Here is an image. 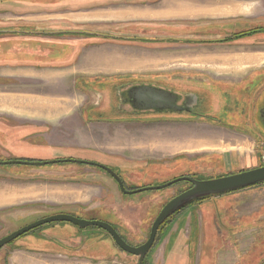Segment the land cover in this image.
Wrapping results in <instances>:
<instances>
[{"label":"rangeland","instance_id":"rangeland-1","mask_svg":"<svg viewBox=\"0 0 264 264\" xmlns=\"http://www.w3.org/2000/svg\"><path fill=\"white\" fill-rule=\"evenodd\" d=\"M124 28L112 29L110 25H105L96 30L84 29L82 33L67 34V39H82L83 48L77 52L72 50L70 55L69 49H64L69 45L54 47L49 49L50 56L44 60L63 64L67 60L60 58L68 55L74 59L83 55L90 46L110 51V55L124 60L119 64L114 62L116 65L112 63L111 71L99 68L93 70V76L79 78L83 81L80 89H77L83 94L88 107L85 109L86 121L81 137L90 141L93 147L70 145V137L62 139L64 143L60 142L59 145L44 144L42 136L27 138L19 133L14 135L0 124V162L68 158L108 163L119 174L127 189L160 186L180 177L207 181L264 165V142L256 143L243 134L240 136V133L221 126L196 123L173 128H146L138 124H112L110 103L115 92L109 84L102 83H109L115 78L134 79L139 74L155 73L205 74L212 77L213 73L229 71L232 63L235 65L236 61H240L186 59L200 53L201 57L203 51L208 49L217 50L218 45L209 44L227 37V34L223 36L224 33L211 37L202 31L165 34L167 32H140L139 26ZM261 36H264V31L244 39L238 37L237 40L242 39L238 43L242 46L238 47H251L249 43H255L253 39ZM231 37H227V40ZM248 38L250 41L246 42ZM93 79L100 84L94 86ZM260 81L255 82L256 85ZM41 132L47 133L48 130L41 129ZM69 136H74V133ZM107 143H110L109 161L107 154L101 153V156L99 153L100 150L107 151L104 149ZM190 187L189 183L181 182L162 191L126 196L109 175L90 166H0V239L36 220L65 213L106 222L117 230L126 244L139 246L147 240L150 227L162 207L176 194ZM227 194L188 205L171 217L157 232L154 246L144 263L263 264L264 183ZM56 225L73 226L53 223L47 227ZM85 229L99 234L97 239L107 237L115 254H111L105 264H137V258L113 246L106 233L95 227ZM41 230L32 231L4 248H10ZM102 261L100 258L99 262Z\"/></svg>","mask_w":264,"mask_h":264},{"label":"crops","instance_id":"crops-1","mask_svg":"<svg viewBox=\"0 0 264 264\" xmlns=\"http://www.w3.org/2000/svg\"><path fill=\"white\" fill-rule=\"evenodd\" d=\"M105 25L112 29L139 26L144 33L227 34L231 39H212L217 42L209 45H218L217 50L208 49L201 57L200 53L186 59L240 60L232 63L229 71L213 73L212 77L234 82L260 79L254 89L264 80V36L253 39L256 42L249 43L251 47H238L248 35L241 40L234 37L264 31V0H0L1 126L14 135L42 136L44 144L59 145L70 137V145L93 147L81 137L88 107L76 83L81 77L93 76V70L111 71L112 63L124 60L92 46L75 60L68 55L60 58L67 60L63 64L44 60L54 47L69 45L64 49H69L70 55L72 50L83 48L82 39H67V34ZM242 67L250 69L243 72ZM104 149L107 151L99 153L107 154L109 161L110 143ZM93 234L97 233L67 225L44 227L10 248H1L0 264H105L110 259V245L106 237L97 239L99 234ZM100 258L104 261L99 262Z\"/></svg>","mask_w":264,"mask_h":264},{"label":"flooded vegetation","instance_id":"flooded-vegetation-1","mask_svg":"<svg viewBox=\"0 0 264 264\" xmlns=\"http://www.w3.org/2000/svg\"><path fill=\"white\" fill-rule=\"evenodd\" d=\"M247 35L250 36L251 33L249 32L242 33L234 37H242ZM251 79L252 78H243L240 81L234 82L231 79L216 80L213 77L205 74L155 73V74H139L134 76V79L129 77H125L124 79L115 78V79H111L109 83L108 82L102 83V85L109 84L110 89H112L113 92H115L114 93L115 96L112 98L114 103L113 102L110 103V122H112V124H120V125L138 124L146 128H150V127L173 128V127H177L178 125L190 126L196 123L209 124L213 126H221L230 129L236 133H240V136L241 134H243L248 138H251L252 141L254 140L256 143L259 142L263 143L264 142V80L261 82V84H259V86H257V88L254 89L255 82H253V80ZM93 84L94 86H98L100 83L99 81L94 80ZM140 87H151L152 89L155 90H162L171 93L175 98L174 105L180 107V110L174 111L168 108L166 109L141 108L142 102L141 101L138 102L133 97H130L128 93V91L131 88H140ZM65 160H76V159L56 158L48 161H35V162H53L52 164L45 166L57 165V164H75V163H67L65 162ZM8 161H15V160H8ZM25 161H30V160H25ZM79 161H87L94 164L105 166L118 177V179L120 180L122 186L126 191L132 192L139 190V189H127L125 187L124 182L119 177V174H117V172H115L112 169L113 166H110V164L108 163L102 164L98 162H92L89 160H80V159ZM79 165H83V164H79ZM84 166H90V165H84ZM32 167H38V166H32ZM40 167H44V166H40ZM90 167L102 170L107 175H109V177H111L110 174H108L105 170L100 169L99 167H95V166H90ZM111 178L117 184L119 189L118 182L115 181L113 177ZM174 179H171L165 182L164 184ZM149 187H156V186H149ZM162 190H156V192ZM144 192H151V191H144ZM181 193L182 192L176 194L175 196ZM133 195L135 194H129L126 196H133ZM170 218L171 217H169L165 222L169 221ZM52 224H47L45 226H42V228ZM78 229L83 230L80 228ZM103 232L106 233L105 231ZM108 239H110L113 246L117 247L109 235H108ZM133 247H138V246H133ZM112 253L114 252L110 248V255ZM135 258H137V264H139L138 257Z\"/></svg>","mask_w":264,"mask_h":264},{"label":"water","instance_id":"water-1","mask_svg":"<svg viewBox=\"0 0 264 264\" xmlns=\"http://www.w3.org/2000/svg\"><path fill=\"white\" fill-rule=\"evenodd\" d=\"M128 93L130 97H133L138 102L139 101L142 102L141 108L143 109L168 108L174 111L180 110V107L174 105L175 98L169 92H165L162 90H155L152 89L151 87H140V88H131L128 91ZM65 162L90 165L105 170L108 174H110L111 177L115 179V181L118 182L120 192L126 195L141 193L144 191L162 190L180 182H188L190 183L191 187L188 190L182 192L181 194L173 197L169 202H167L162 207V209L160 210V212L158 213V215L156 216L150 227L149 236L147 240L138 247H133L126 244L118 235V233L115 231V229L106 222L99 220L80 219L69 214L60 213L36 220L35 222L4 236L3 238L0 239V249L7 246L9 243L15 241L16 239L20 238L21 236L39 227L52 223H68L80 229L95 227L105 231L111 237L115 245L120 250H122L123 252L129 255L138 257L139 264H142L144 257L154 245L156 234L159 227L174 213L181 211L186 207H188V205H192L193 203H196L198 201H203L211 197H217L223 194L232 193L238 190H242L248 187H252L264 183V166H260L255 169L241 171L235 174H230L224 177L213 178L211 180L201 181V182L196 181L195 179L190 177H180L160 186L147 187V188L139 189L137 191L128 192L124 189L118 177L105 166L94 164L87 161H79V160H65ZM52 163L53 162H30L25 160H15V161L0 162V166L26 165V166L40 167Z\"/></svg>","mask_w":264,"mask_h":264},{"label":"trees","instance_id":"trees-1","mask_svg":"<svg viewBox=\"0 0 264 264\" xmlns=\"http://www.w3.org/2000/svg\"><path fill=\"white\" fill-rule=\"evenodd\" d=\"M93 35V34H92ZM94 80H96V79H94ZM82 81H83V79H79L78 81H77V83H76V87L78 88V89H80V87L82 86ZM261 166H264V165H261ZM260 167V166H259ZM245 171H247V170H245ZM230 175V174H229ZM224 176H227V175H223V176H219V177H216V178H220V177H224ZM211 179H213V178H211ZM198 202H201V201H198ZM197 203V202H196ZM182 211V210H181ZM180 211H178V212H176V213H174L172 216H174V215H176V214H178ZM171 216V217H172ZM166 222H164L163 224H161V226L159 227V229L165 224ZM112 226V225H111ZM113 227V226H112ZM40 228H42V227H39V228H37V229H40ZM114 228V227H113ZM37 229H34V230H32V231H35V230H37ZM115 229V228H114ZM32 231H30L29 233H31ZM115 231L117 232V230L115 229ZM118 233V232H117ZM28 234V233H27ZM26 235V234H25ZM25 235H23V236H25ZM118 235L121 237V239L124 241V239L122 238V236L118 233ZM23 236H21V237H23ZM14 242V241H13ZM13 242H11V243H13ZM11 243H9V244H11ZM8 244V245H9ZM148 255H149V252H148V254H146V256L144 257V259H143V261H142V264H145L144 262H145V259L148 257Z\"/></svg>","mask_w":264,"mask_h":264}]
</instances>
